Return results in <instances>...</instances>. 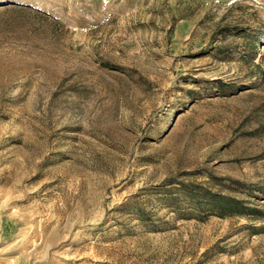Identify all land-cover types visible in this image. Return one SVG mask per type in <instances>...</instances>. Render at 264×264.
<instances>
[{
  "label": "rangeland",
  "instance_id": "rangeland-1",
  "mask_svg": "<svg viewBox=\"0 0 264 264\" xmlns=\"http://www.w3.org/2000/svg\"><path fill=\"white\" fill-rule=\"evenodd\" d=\"M0 264H264V0H0Z\"/></svg>",
  "mask_w": 264,
  "mask_h": 264
},
{
  "label": "trees",
  "instance_id": "trees-1",
  "mask_svg": "<svg viewBox=\"0 0 264 264\" xmlns=\"http://www.w3.org/2000/svg\"><path fill=\"white\" fill-rule=\"evenodd\" d=\"M248 37H253V34H248ZM178 190L180 193L175 197L185 199L193 209L198 211H208L217 215H257L260 213L258 207L248 204L244 199L229 194L209 192L198 184H181Z\"/></svg>",
  "mask_w": 264,
  "mask_h": 264
}]
</instances>
